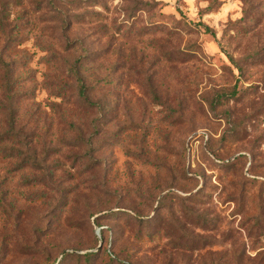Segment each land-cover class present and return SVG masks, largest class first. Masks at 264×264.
Wrapping results in <instances>:
<instances>
[{"label": "rangeland", "instance_id": "obj_1", "mask_svg": "<svg viewBox=\"0 0 264 264\" xmlns=\"http://www.w3.org/2000/svg\"><path fill=\"white\" fill-rule=\"evenodd\" d=\"M0 264H264V0H0Z\"/></svg>", "mask_w": 264, "mask_h": 264}, {"label": "trees", "instance_id": "obj_2", "mask_svg": "<svg viewBox=\"0 0 264 264\" xmlns=\"http://www.w3.org/2000/svg\"><path fill=\"white\" fill-rule=\"evenodd\" d=\"M84 88H85L84 84L81 83L79 86V94L82 96V102H85L88 106H91L92 103H90V101H88L85 93H83ZM84 256L87 258V257H89V254H85Z\"/></svg>", "mask_w": 264, "mask_h": 264}]
</instances>
